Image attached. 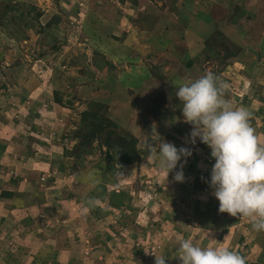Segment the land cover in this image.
Returning a JSON list of instances; mask_svg holds the SVG:
<instances>
[{
	"label": "rangeland",
	"instance_id": "1",
	"mask_svg": "<svg viewBox=\"0 0 264 264\" xmlns=\"http://www.w3.org/2000/svg\"><path fill=\"white\" fill-rule=\"evenodd\" d=\"M212 35L217 57L204 44ZM227 50L235 56L221 64ZM209 71L264 141V0H0V162L37 153L48 164L2 169L23 188L40 181L44 195L29 196L39 209L16 242L1 241L0 264H155L162 254L180 264L183 239L264 264V232L218 210L210 148L191 143L175 94ZM96 113L136 139L137 162L106 157ZM160 140L192 150L183 182L153 161L146 145Z\"/></svg>",
	"mask_w": 264,
	"mask_h": 264
},
{
	"label": "clouds",
	"instance_id": "2",
	"mask_svg": "<svg viewBox=\"0 0 264 264\" xmlns=\"http://www.w3.org/2000/svg\"><path fill=\"white\" fill-rule=\"evenodd\" d=\"M175 94L182 103L183 122L192 126L191 143L195 145L198 139L210 148L214 163L208 184L219 202L218 210L248 218L255 232H264V141L251 125L252 114L224 98V85L211 71L182 84ZM146 146L165 179L176 170L174 180L184 181L182 169L192 155L190 148H177L163 140ZM165 257L155 256V264H166ZM176 257L180 264H246L228 246H201L189 239L179 242Z\"/></svg>",
	"mask_w": 264,
	"mask_h": 264
},
{
	"label": "crops",
	"instance_id": "3",
	"mask_svg": "<svg viewBox=\"0 0 264 264\" xmlns=\"http://www.w3.org/2000/svg\"><path fill=\"white\" fill-rule=\"evenodd\" d=\"M7 139V138H6ZM9 139V138H8ZM37 154L35 153V156L33 158H28V154L25 157H19L17 160H15V164L12 163V161L10 163H8L9 161L6 159H3V155L1 156L3 161L0 162V186H15L13 191H9L8 189L6 190L7 192H11L14 195L12 197H7V198H1L0 201V244L1 241H9L8 243H12V241L16 242V239L18 238L19 232L21 230V227H25L27 225H29L28 223H23L22 221L25 220L28 222L27 218H33V216L31 215L33 208H38L39 204L37 201V198L34 199L35 203H31V204H27V200L28 198L32 197L35 198L34 196L38 194H42L44 195L43 190H39L37 191V185L42 186V183L39 181V183L36 182H30V187H22L20 186V178L17 180L15 176L11 175L10 176V172H5L3 174L2 169L3 167L6 168L5 165L8 166H12V169H18L16 175H18L19 173H21V169L22 167L26 166V164L28 163V159L31 165H38L42 168V170L45 168V166H48L47 164V160H45L44 162H38V160H36ZM44 159V157H43ZM8 163V164H7ZM31 167V166H30ZM30 171L32 172V170L30 169ZM2 172V173H1ZM15 172V171H14ZM2 174V175H1ZM210 174V173H209ZM8 175V176H7ZM17 180V181H16ZM4 184V185H2ZM22 185V184H21ZM23 189V191L21 192L20 189ZM209 189H211L209 187ZM16 191V192H14ZM28 194V195H26ZM24 195V197L22 196ZM30 196V197H29ZM10 198V199H9ZM37 202V204H36ZM39 209V208H38ZM24 213V215H22V213ZM16 215L19 217V219L16 218ZM25 216V217H24ZM28 216V217H27ZM39 216H43L42 213L39 214ZM17 235V237L15 238L14 235ZM15 239V240H14ZM41 242V239H39Z\"/></svg>",
	"mask_w": 264,
	"mask_h": 264
},
{
	"label": "trees",
	"instance_id": "4",
	"mask_svg": "<svg viewBox=\"0 0 264 264\" xmlns=\"http://www.w3.org/2000/svg\"><path fill=\"white\" fill-rule=\"evenodd\" d=\"M5 9L8 10V4L6 2L5 5ZM245 13L244 10H242L240 13H234L233 16L230 18L232 23H236V16H242ZM40 16L37 15L36 18L38 19ZM58 18H53L52 20H50L47 23V27H50L52 24H57L58 23ZM220 35V34H219ZM219 35H212L210 37H208L207 40H204V44L206 46V49H210L208 50V54L207 56H218V50L215 48L214 49V44H212V42H214L215 40H217V36ZM233 56H235L234 52H230V51H225L224 56L221 57V59H219L221 64H224L228 59L233 58ZM193 62L190 60L187 62L188 66H191ZM56 103H60L59 100L56 101ZM90 113L89 112H83L81 114V122L82 123H86L87 121V116H89ZM90 125H92V135H94L95 133H99V132H104L105 137L102 140L103 144L105 145L106 149L108 150V153H106V157L107 158H117L119 160H123L124 162L128 163V164H132L137 162L138 157H139V151H137L135 149V143H136V139L132 136H123V134L118 133V128L116 123L110 121L109 119H107L106 117H102L100 115L93 114V117L90 118ZM110 124L113 129H108L107 124ZM107 129L108 131H105L104 129ZM112 137V138H111ZM111 155V157H110ZM113 155V156H112ZM0 195H2V197H10L13 196L14 194L11 192H7V191H2L0 193ZM24 197V195H22ZM112 202L108 201L105 204L108 205ZM112 205V204H110ZM23 223H26L27 221L23 220Z\"/></svg>",
	"mask_w": 264,
	"mask_h": 264
},
{
	"label": "built area",
	"instance_id": "5",
	"mask_svg": "<svg viewBox=\"0 0 264 264\" xmlns=\"http://www.w3.org/2000/svg\"><path fill=\"white\" fill-rule=\"evenodd\" d=\"M44 179H45L44 177L41 178L42 181H44Z\"/></svg>",
	"mask_w": 264,
	"mask_h": 264
}]
</instances>
